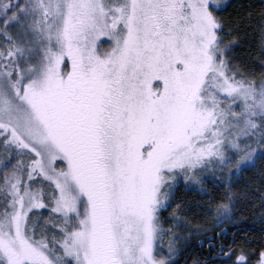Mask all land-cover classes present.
<instances>
[{
	"label": "snow or ice",
	"instance_id": "1",
	"mask_svg": "<svg viewBox=\"0 0 264 264\" xmlns=\"http://www.w3.org/2000/svg\"><path fill=\"white\" fill-rule=\"evenodd\" d=\"M247 8L0 0V264H177L197 220L264 224V0ZM217 251L264 264V243Z\"/></svg>",
	"mask_w": 264,
	"mask_h": 264
},
{
	"label": "trees",
	"instance_id": "2",
	"mask_svg": "<svg viewBox=\"0 0 264 264\" xmlns=\"http://www.w3.org/2000/svg\"><path fill=\"white\" fill-rule=\"evenodd\" d=\"M244 7H241V6ZM248 5H255V8H252L251 11L254 14L259 10L260 4L251 2L249 0H235L230 2L221 13L224 16H235L238 13L246 14ZM255 36L251 32L245 37L244 43L242 46H239L237 51H244L255 48ZM218 183L216 181H210L208 187L210 190V195H216L220 189H212L211 184ZM209 197H203V199H208ZM187 199L189 200H200L201 196L197 193H189L187 194ZM197 223L205 224V228L207 229L206 235L196 236L193 239H190L187 244L184 246L182 252L180 253L179 259L177 260V264H194V261H199V264H220L221 259L223 257L217 258V249L216 254H213L211 258H208L205 249L213 248V246H217V240L224 243L225 248L227 250L228 245H231L233 252H239L243 249L245 252H250L253 249H258L261 243H264V224L261 223L260 214L254 210V208H249L242 212H237L235 217L231 223L221 224L219 226L216 225L215 221L208 220H197ZM227 230L228 235L223 236L221 238L216 236V238L212 241V247L208 248L209 242L207 237L213 235L214 230L217 234L221 233L223 230ZM234 235V237H233ZM235 238V243L232 241ZM203 241L204 246L199 247L198 243ZM220 242V243H221ZM233 260L235 257L232 258ZM226 264H231V262L226 261Z\"/></svg>",
	"mask_w": 264,
	"mask_h": 264
},
{
	"label": "rangeland",
	"instance_id": "3",
	"mask_svg": "<svg viewBox=\"0 0 264 264\" xmlns=\"http://www.w3.org/2000/svg\"><path fill=\"white\" fill-rule=\"evenodd\" d=\"M232 1H235V0H221L222 5H223V9H224V8H225L230 2H232ZM249 1L261 5V0H249ZM102 39H103V38H102ZM249 175H250V173H249ZM220 225H221V224H220ZM223 236H224V235H223ZM219 238H221V235L219 236ZM168 239H169V238H168L167 236L164 237L163 244H164L165 247L167 246ZM179 256H180V254H179L178 257H177V260L179 259Z\"/></svg>",
	"mask_w": 264,
	"mask_h": 264
},
{
	"label": "flooded vegetation",
	"instance_id": "4",
	"mask_svg": "<svg viewBox=\"0 0 264 264\" xmlns=\"http://www.w3.org/2000/svg\"><path fill=\"white\" fill-rule=\"evenodd\" d=\"M221 241L217 240V246H213V248H209V249H205V252L208 255V258H211L213 254H216V249L218 250L220 248V243ZM217 255H218V251H217Z\"/></svg>",
	"mask_w": 264,
	"mask_h": 264
},
{
	"label": "water",
	"instance_id": "5",
	"mask_svg": "<svg viewBox=\"0 0 264 264\" xmlns=\"http://www.w3.org/2000/svg\"><path fill=\"white\" fill-rule=\"evenodd\" d=\"M222 232H224V234L223 235H225V236H227L228 235V232H227V230L225 231V230H223ZM220 235H218V237H219ZM233 237H234V235H233ZM198 245H199V247H203L204 246V244L202 245L201 243H198ZM213 246V245H212ZM210 246L208 245V248H209Z\"/></svg>",
	"mask_w": 264,
	"mask_h": 264
}]
</instances>
